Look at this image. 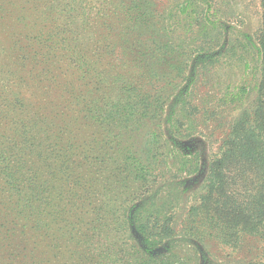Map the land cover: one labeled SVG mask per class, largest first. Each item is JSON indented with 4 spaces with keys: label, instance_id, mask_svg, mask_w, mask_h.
I'll return each mask as SVG.
<instances>
[{
    "label": "trees",
    "instance_id": "trees-1",
    "mask_svg": "<svg viewBox=\"0 0 264 264\" xmlns=\"http://www.w3.org/2000/svg\"><path fill=\"white\" fill-rule=\"evenodd\" d=\"M18 1L0 0V264H197L190 241L264 264V0L253 81L225 94L236 116L180 232L217 0Z\"/></svg>",
    "mask_w": 264,
    "mask_h": 264
},
{
    "label": "rangeland",
    "instance_id": "rangeland-1",
    "mask_svg": "<svg viewBox=\"0 0 264 264\" xmlns=\"http://www.w3.org/2000/svg\"><path fill=\"white\" fill-rule=\"evenodd\" d=\"M7 1L9 12L13 13L16 10L19 15L29 14L26 11L20 12L22 5L19 4L18 0ZM165 1L170 0H161V5L164 6V3H168ZM172 4H174V0H172ZM18 5L20 6L18 7ZM216 8L217 15L224 17L220 18L219 21L217 20L219 22L218 28L212 30L211 34H216L220 38L216 50H219V53H223V55L219 56L218 63L209 68L206 77L199 81L201 84H198L195 93L199 109L194 116L195 119L192 120L195 132L182 140L184 150L189 154H198L200 163L198 172L180 177L182 193L179 203L171 210L174 225L178 232L183 227L187 207L195 202L203 189L207 161L211 154L219 150L228 125L236 116V110L224 103L225 94L242 85L243 80L253 81L250 77V67L252 66L249 63L247 65L249 67L245 66L250 58L246 55L248 49L244 50L247 47H245L246 43H244L243 36L251 35L260 26L257 0H217ZM2 23L3 20H0V32ZM134 236L136 237L135 234ZM184 245L187 246L192 255H197V264L198 258H200L201 264H256L253 261L251 251L247 253L236 252L226 247L211 244L207 245L205 249H196L194 241ZM156 252L158 251L153 253Z\"/></svg>",
    "mask_w": 264,
    "mask_h": 264
}]
</instances>
